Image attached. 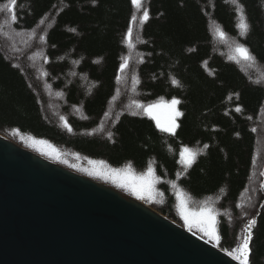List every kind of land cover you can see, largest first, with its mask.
Masks as SVG:
<instances>
[{"label":"trees","instance_id":"1","mask_svg":"<svg viewBox=\"0 0 264 264\" xmlns=\"http://www.w3.org/2000/svg\"><path fill=\"white\" fill-rule=\"evenodd\" d=\"M8 3L0 0V132L34 151L16 135L114 170L151 169L168 204L155 208L179 219L170 186L195 208L209 204L225 251L255 218L248 259L264 264V186L248 194L264 108V0ZM173 99L175 134L143 110Z\"/></svg>","mask_w":264,"mask_h":264},{"label":"water","instance_id":"2","mask_svg":"<svg viewBox=\"0 0 264 264\" xmlns=\"http://www.w3.org/2000/svg\"><path fill=\"white\" fill-rule=\"evenodd\" d=\"M0 264H240L152 206L0 133Z\"/></svg>","mask_w":264,"mask_h":264},{"label":"rangeland","instance_id":"3","mask_svg":"<svg viewBox=\"0 0 264 264\" xmlns=\"http://www.w3.org/2000/svg\"><path fill=\"white\" fill-rule=\"evenodd\" d=\"M170 104H171V101H158L154 104H150V105L156 106L152 115H149L145 111V109L149 105H147L143 110H144V113L147 116L151 117L156 123V125L160 129H162V126L166 125L169 122V120L172 118V112L169 107ZM176 110L179 112L178 105H176ZM178 118L179 116L175 117L176 123L178 121ZM259 118H260V126L258 129L259 134H258V142H257L258 148H257V154H256L257 159H256L255 167L253 170L252 178L251 180H249L250 183H249V193H248L249 196L253 198H256V193L258 189L263 188L264 186V108L262 111V115ZM157 119L159 120V125L157 124ZM16 136H18L20 140L25 141L26 143L30 144L31 147L36 149L35 152L37 151V153L39 152V154L41 153V155L53 160L54 162L56 161L59 164H62L64 166L65 165L75 166L81 169L85 173V174L84 173L82 174L88 177H91L93 179L99 180L105 184H108L110 187H113L135 199H138V198L133 193V186L142 188L143 189L142 194L145 196V199H138V200L142 201L145 204L152 206L153 208H155L156 206L157 207L161 206V207L166 208L168 205L166 200L163 199V197L160 195L161 192L159 190V185H158L159 180L153 174L152 170H151V174H149L150 169H147L146 171H144V173L136 172L130 166H125L118 170H114V169L109 168L108 166H106V164L102 162H98V161L92 162L89 160L80 159V157H78L77 155H74L73 152L69 150L66 151L65 149H60L58 147L53 146L50 143L43 142L42 140L37 141V140H32L31 138H28L26 136H20V135H16ZM185 166H188V165H185ZM79 173L81 174V172ZM121 185H125V186L122 187ZM149 185H150V190H149ZM169 193H171L170 197L173 198V204H172L173 208L171 209L172 213L175 216H177L179 219L176 220V219L170 218L167 215L166 216L169 217L170 219H173L175 222L179 223L181 226H183L187 230H188V225L184 222L181 216V213H180L181 200L185 202L186 209L189 213H199L202 210L208 208L209 206V204H207V205L201 206L200 208H197V207L195 208V205L194 204L191 205L189 198L183 191H181L180 189L175 190L171 186H170ZM262 193H264V188H263ZM149 194H151V199L148 198ZM153 204H155V206ZM155 209L157 210V208ZM157 211L162 213L160 210H157ZM213 215L215 216L214 213ZM216 230H217V235H219L217 219H216ZM190 232H192L193 234H195L202 240L208 242L209 244H212L213 246L223 249L219 246L221 240L219 241L218 244L214 239H212L210 242V238L203 236V233L200 232L195 227H193V230ZM232 234H233L232 236L233 243H231V246H232L231 250L225 251L223 249V251H225L227 254L229 252H233V254H235V251H234L235 248L239 246L242 238L247 233H246V229L244 228L239 231L238 230L232 231Z\"/></svg>","mask_w":264,"mask_h":264},{"label":"snow or ice","instance_id":"4","mask_svg":"<svg viewBox=\"0 0 264 264\" xmlns=\"http://www.w3.org/2000/svg\"><path fill=\"white\" fill-rule=\"evenodd\" d=\"M131 2L132 4L136 5L137 8H141V0H131ZM15 4H16V0H10V3L5 4L3 7L4 9L14 11ZM12 18L15 19V16H13ZM142 18L144 21H147L149 19V12L147 10H144L142 12ZM135 19L136 18L133 17V23H135ZM240 27L241 29L246 30L248 26L242 22ZM219 35L223 38L225 34L223 32H220ZM127 36H128L129 42L131 43V39H132V29L131 28L128 30ZM235 51L239 56H241L245 60L252 59V56L247 47L238 45ZM127 67L128 65L127 63H125L124 65L121 66V71H123ZM179 103L180 101L176 99H173L171 101V104L169 105V107L172 112V118L169 120V122L166 125L162 126L163 131L175 134V129L179 127V125L176 123L175 117L181 115V113L176 110V105H178ZM140 107H144V106L140 105ZM155 107L156 106L154 105H149L147 106L145 111L149 115H152ZM237 111H239V109H237ZM157 124L159 125L158 119H157ZM181 157H182V163L188 166L191 165L194 159L193 154L189 151L188 148L184 149V151L181 153ZM149 174H151V169L149 170ZM121 186L124 187L125 185H121ZM149 190H150V185H149ZM142 191H143L142 188L133 186V193L137 196L138 199H145V196L142 194ZM148 198L151 199V194H149ZM180 213H181V216L184 222L188 225L189 231H192L193 227H195L200 232L203 233V236L209 237L210 242L212 239H214L217 242V244L219 243L220 236L217 235L216 217L213 215L212 209L206 208L199 213H189L186 209L185 202L181 200ZM256 222L257 221L255 218L251 219L248 222L247 229H246L247 234L242 238L239 246L235 248L234 250L235 254H233V252L228 253L229 255H232L234 259L238 260L240 264H249L248 258L251 254L250 245H251V240L253 238L251 229H252V226L256 224Z\"/></svg>","mask_w":264,"mask_h":264},{"label":"bare ground","instance_id":"5","mask_svg":"<svg viewBox=\"0 0 264 264\" xmlns=\"http://www.w3.org/2000/svg\"><path fill=\"white\" fill-rule=\"evenodd\" d=\"M199 157H201V156H199ZM163 214V213H162ZM164 216H166L165 214H163ZM169 218V217H168ZM170 220H173V219H170ZM174 221V220H173ZM175 222V221H174ZM231 258H232V256H231Z\"/></svg>","mask_w":264,"mask_h":264}]
</instances>
